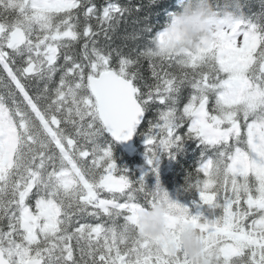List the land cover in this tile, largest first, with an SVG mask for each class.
<instances>
[{
	"label": "snow or ice",
	"instance_id": "obj_1",
	"mask_svg": "<svg viewBox=\"0 0 264 264\" xmlns=\"http://www.w3.org/2000/svg\"><path fill=\"white\" fill-rule=\"evenodd\" d=\"M160 2L0 0V264H190L139 228L163 200L214 264H264V0H242V19L181 56L153 34ZM130 19L142 27L116 44ZM134 134L154 189L113 158ZM188 142L195 215L159 185L161 156Z\"/></svg>",
	"mask_w": 264,
	"mask_h": 264
},
{
	"label": "clouds",
	"instance_id": "obj_2",
	"mask_svg": "<svg viewBox=\"0 0 264 264\" xmlns=\"http://www.w3.org/2000/svg\"><path fill=\"white\" fill-rule=\"evenodd\" d=\"M243 7L242 0H179L177 10L167 18L163 29L170 37L167 51L181 56L208 46L219 30L243 18ZM153 48L160 50L158 40L154 41ZM171 216L166 200L142 206L138 224L143 236L158 241L173 256L182 252L190 264H214L206 253L200 229L183 223L180 218L173 227Z\"/></svg>",
	"mask_w": 264,
	"mask_h": 264
},
{
	"label": "trees",
	"instance_id": "obj_3",
	"mask_svg": "<svg viewBox=\"0 0 264 264\" xmlns=\"http://www.w3.org/2000/svg\"><path fill=\"white\" fill-rule=\"evenodd\" d=\"M122 3H147L148 0H120ZM175 0H161L158 6H154L151 9L150 23L153 26V34L155 32L163 31L167 18L165 17L164 10L173 6ZM252 11L260 10V0H253ZM147 11V10H146ZM143 15V14H142ZM134 19V18H133ZM142 25H136L132 23L130 19L128 23L122 24L117 36L115 38L116 44H122L125 42L124 37L129 36L133 32H138ZM147 35L137 40L135 43L143 47L147 43ZM129 48L135 46L133 41H126ZM146 67V66H145ZM147 75V72L145 73ZM4 88L0 85V92H3ZM151 118V117H150ZM137 146L139 153L134 160L129 159L116 142H113V158L118 168L123 172L127 170V174L130 177L139 178L146 175V183L149 188L154 189L157 185V175L151 171V165L148 164L145 151L146 148L141 146V143L145 141V137L141 134H136ZM197 150L192 142H188L185 145L182 154H179L176 159H170L166 154L162 155L159 161V185L169 193L172 200L179 202L182 205L189 207L190 214L195 215L198 211L194 201L199 199L198 193L193 191H185L186 178L188 172H193L196 163Z\"/></svg>",
	"mask_w": 264,
	"mask_h": 264
},
{
	"label": "water",
	"instance_id": "obj_4",
	"mask_svg": "<svg viewBox=\"0 0 264 264\" xmlns=\"http://www.w3.org/2000/svg\"><path fill=\"white\" fill-rule=\"evenodd\" d=\"M134 138H135V134L133 135V137L129 141H126V142H118L117 141L123 147L125 152L131 157H133L135 152H136V150L134 148Z\"/></svg>",
	"mask_w": 264,
	"mask_h": 264
}]
</instances>
